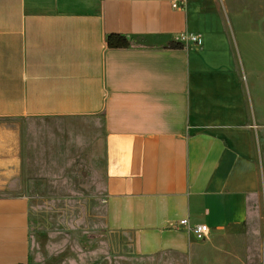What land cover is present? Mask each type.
I'll list each match as a JSON object with an SVG mask.
<instances>
[{
	"label": "crops",
	"instance_id": "crops-1",
	"mask_svg": "<svg viewBox=\"0 0 264 264\" xmlns=\"http://www.w3.org/2000/svg\"><path fill=\"white\" fill-rule=\"evenodd\" d=\"M242 2L0 0V264H264V14ZM82 180L97 243L63 254L30 200Z\"/></svg>",
	"mask_w": 264,
	"mask_h": 264
},
{
	"label": "rangeland",
	"instance_id": "rangeland-1",
	"mask_svg": "<svg viewBox=\"0 0 264 264\" xmlns=\"http://www.w3.org/2000/svg\"><path fill=\"white\" fill-rule=\"evenodd\" d=\"M251 2L252 0H243V12L256 16H260L261 13L264 14V9L260 10L259 4L256 7ZM70 187L69 193H58L52 189L48 192H41L42 198L30 200L32 202L31 206L36 207L37 212H39L32 217L33 222L36 224L34 226L35 237L42 243L47 241L61 245L66 243V248H60V250H65L63 254L69 250L68 244L78 245V254H80L79 249H81V253L91 252L95 249L97 243L95 236L98 229L94 228L97 225L99 226L102 221L101 183L94 180L92 183L87 182L85 186L84 180H82ZM258 204L262 206L261 202ZM260 218H262V215H260ZM260 223H262V220H260ZM91 263L84 258L82 259V264ZM96 264L129 263L120 261L115 254L114 258L110 257L109 259L106 255L100 256ZM135 264L144 263L136 262Z\"/></svg>",
	"mask_w": 264,
	"mask_h": 264
},
{
	"label": "trees",
	"instance_id": "trees-1",
	"mask_svg": "<svg viewBox=\"0 0 264 264\" xmlns=\"http://www.w3.org/2000/svg\"><path fill=\"white\" fill-rule=\"evenodd\" d=\"M106 44L109 48H127L129 46L127 40L122 36L110 35L106 38ZM166 49H183L184 46L180 43L169 41L165 44ZM29 264V263H24Z\"/></svg>",
	"mask_w": 264,
	"mask_h": 264
},
{
	"label": "built area",
	"instance_id": "built-area-1",
	"mask_svg": "<svg viewBox=\"0 0 264 264\" xmlns=\"http://www.w3.org/2000/svg\"><path fill=\"white\" fill-rule=\"evenodd\" d=\"M179 226L183 227L186 231L191 232L195 239L198 241H203L209 235V229L204 224H198L194 226H190L187 219L179 221Z\"/></svg>",
	"mask_w": 264,
	"mask_h": 264
}]
</instances>
